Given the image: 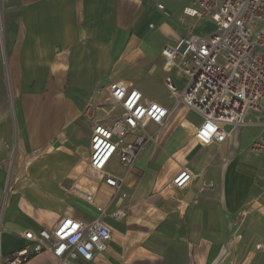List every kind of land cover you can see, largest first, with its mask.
<instances>
[{
	"label": "crops",
	"instance_id": "obj_1",
	"mask_svg": "<svg viewBox=\"0 0 264 264\" xmlns=\"http://www.w3.org/2000/svg\"><path fill=\"white\" fill-rule=\"evenodd\" d=\"M191 1L0 0L1 262L28 243L23 233L29 229L51 228L64 215L90 221L101 214L112 237L104 251L79 264H264V249L255 247L264 241V166L214 164L234 132L222 143L194 148L177 122L183 115L199 123L192 111L180 110L157 129L156 142L131 167L111 160L107 170L124 178L126 196H114L99 177L80 178L93 120H110L105 110H120L98 89L122 78L144 97L171 105L160 49L192 21L182 16ZM171 16L178 23L151 55L143 42L147 33L164 18L172 27ZM197 25L199 33L212 27L209 21ZM91 99L104 105L88 118L84 110ZM83 145L86 158L76 153ZM182 166L193 179L173 190L170 181ZM74 182L90 186L94 201L73 195ZM203 182L212 186L201 189ZM102 190L108 196L101 203ZM84 206L89 214L81 211ZM121 207L125 215L113 217ZM22 264L56 260L41 251Z\"/></svg>",
	"mask_w": 264,
	"mask_h": 264
},
{
	"label": "built area",
	"instance_id": "obj_2",
	"mask_svg": "<svg viewBox=\"0 0 264 264\" xmlns=\"http://www.w3.org/2000/svg\"><path fill=\"white\" fill-rule=\"evenodd\" d=\"M156 7L163 10L164 4L157 2ZM182 16L192 21L183 24V33L160 49L163 69L168 73L177 69L184 77L181 87L170 75L165 77L171 105L144 97L122 78L96 91L120 110L113 115L111 109L105 110L110 120H93L88 159L80 178L99 177L114 196L126 193L122 191L124 178L107 170L111 160L131 167L147 144L156 142L158 130L180 110L192 111L200 119L194 123L182 115L177 122L191 140L203 146L222 143L240 127L264 125V0H192L182 8ZM202 21L211 22L212 27L197 33L195 24ZM102 103L91 99L84 114L93 118L94 109ZM151 124L156 126L153 131ZM248 150L263 153L264 139L254 140ZM192 179V172L182 166L170 185L178 190ZM211 186V182H203L201 189ZM70 192L94 201L93 190L83 182H74ZM124 213L121 207L111 215L120 218ZM23 236L28 243L10 252L0 264H22L41 251H48L56 264H79V260L90 261L95 253L104 251L112 234L100 214L90 221L64 215L53 227L36 232L29 229ZM255 247L264 249V241Z\"/></svg>",
	"mask_w": 264,
	"mask_h": 264
},
{
	"label": "rangeland",
	"instance_id": "obj_3",
	"mask_svg": "<svg viewBox=\"0 0 264 264\" xmlns=\"http://www.w3.org/2000/svg\"><path fill=\"white\" fill-rule=\"evenodd\" d=\"M167 2H171V0H167ZM172 4H174L173 0H172ZM150 17H154V16H150ZM169 19H171L174 23L172 27L170 26L171 24L167 22L166 18H164V19H160L156 27L154 29H151V31L147 33L146 41L144 40L143 42L148 44L147 52L150 53L151 55L152 54L155 55L157 53L156 44L159 41L163 40V38L169 34L167 29L171 28L172 31V29L174 28L173 26H176V24L178 23L175 17L171 16ZM195 28L197 33H199V30L202 29L200 25L198 26L197 24H195ZM205 28L204 31L208 32L207 30L209 29V27L205 26ZM165 75L167 74L165 73ZM168 75H170L174 79V81L177 83L178 86L180 87L182 86L184 77L179 70L174 69L172 70V72H169ZM166 94L167 93L164 92V95ZM107 104H111V101H107ZM98 109H100V114H101L102 108H98ZM95 112L96 109H94V113ZM187 112H189V110ZM251 116L254 117V113ZM226 128L228 129L229 126H226ZM233 132H234L233 135L229 138L231 140V142L229 140L230 144H228L229 143L228 142L227 143L228 145L225 144L224 146H222L220 149L217 150L219 155L216 158H214L213 160V162H215L214 164L226 165L227 167L236 165L237 167L240 168V166H242V162H245L247 164L250 163V165L254 168L258 167L262 169V166H264V152L263 153L259 152L258 154L254 152H250L248 150V146L254 140L264 139V125H259V124L248 125V126L240 127ZM234 137H236L235 143H234ZM194 145H195L194 148L199 147L198 144L196 143ZM76 153L79 157L86 158L87 146L86 145L79 146L76 149ZM228 153H231L232 155L220 156V154H228ZM98 196L101 197V199H99V202L102 203L107 198L108 192L102 190V192L100 193V195L98 194ZM71 200L73 202L75 201V199L72 198ZM85 207L86 206L81 207V211L85 212L86 214H89L90 213L89 209ZM71 209L73 211L76 209L75 203L72 204Z\"/></svg>",
	"mask_w": 264,
	"mask_h": 264
}]
</instances>
